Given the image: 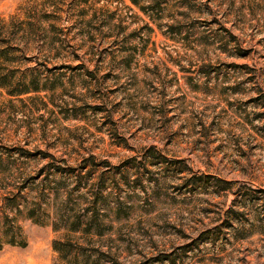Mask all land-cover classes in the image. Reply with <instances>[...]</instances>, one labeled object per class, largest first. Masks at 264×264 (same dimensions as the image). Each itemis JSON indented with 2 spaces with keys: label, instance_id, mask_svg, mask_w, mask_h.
<instances>
[{
  "label": "rangeland",
  "instance_id": "rangeland-1",
  "mask_svg": "<svg viewBox=\"0 0 264 264\" xmlns=\"http://www.w3.org/2000/svg\"><path fill=\"white\" fill-rule=\"evenodd\" d=\"M136 1L0 0V264H264V0Z\"/></svg>",
  "mask_w": 264,
  "mask_h": 264
},
{
  "label": "trees",
  "instance_id": "trees-1",
  "mask_svg": "<svg viewBox=\"0 0 264 264\" xmlns=\"http://www.w3.org/2000/svg\"><path fill=\"white\" fill-rule=\"evenodd\" d=\"M134 3H137L136 0H132ZM14 34L13 32H11ZM15 36V34H14ZM12 35L4 34L2 29H0V87L5 89L9 95H23L30 92L41 91L44 88L39 85L38 79L31 78L26 80L25 77L15 78L16 69L12 66L16 62L18 56L15 55V51L19 48L18 44L13 43ZM92 209L91 215L88 217L87 213L89 208H81L76 214H74L72 222L70 223L72 230H77L81 227L84 231L95 230V233L101 235L103 231L101 230V223L98 217L97 208L95 206ZM66 213L64 216L66 217ZM69 219V216L66 217ZM86 219V220H84ZM54 246L60 250L62 253L66 245H71L68 242H63L61 240H54Z\"/></svg>",
  "mask_w": 264,
  "mask_h": 264
}]
</instances>
